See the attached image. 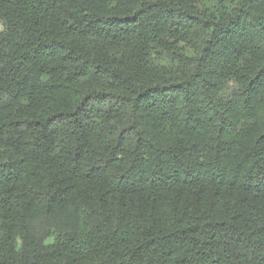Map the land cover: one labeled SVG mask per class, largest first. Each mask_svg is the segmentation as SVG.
<instances>
[{
	"label": "trees",
	"instance_id": "1",
	"mask_svg": "<svg viewBox=\"0 0 264 264\" xmlns=\"http://www.w3.org/2000/svg\"><path fill=\"white\" fill-rule=\"evenodd\" d=\"M0 264H264V0H0Z\"/></svg>",
	"mask_w": 264,
	"mask_h": 264
}]
</instances>
